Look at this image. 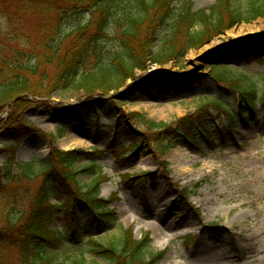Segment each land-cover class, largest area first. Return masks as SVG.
I'll return each mask as SVG.
<instances>
[{
  "label": "rangeland",
  "instance_id": "rangeland-1",
  "mask_svg": "<svg viewBox=\"0 0 264 264\" xmlns=\"http://www.w3.org/2000/svg\"><path fill=\"white\" fill-rule=\"evenodd\" d=\"M216 1L192 0L196 9H208ZM231 2L239 9L248 0ZM13 4L8 15L0 12V40L13 39L5 42L7 52L28 46L32 52L48 24L42 20L48 17L40 11H21V6ZM262 42L264 20L259 18L235 25L177 61L149 66L136 74V80L108 95L96 93L90 100L83 92L56 91L42 83L38 96L22 97L14 116H10L12 104L4 110L0 115L4 120L0 124V167L10 161L8 148L13 142L16 164L47 159L52 147L46 136L63 131L55 148L86 152L89 155L75 166L82 169L94 164L108 179L101 185L100 197L115 212L114 227L107 230L101 224L96 230L100 223L89 222L88 214L78 208L85 228L81 242L74 245L64 236V243L49 251L57 264H71L83 257L88 264H106L90 253L93 242L117 243L126 229L133 230L136 240L149 235L153 251L166 252L160 264H264V55L236 62L247 50L263 49ZM106 44L115 48L112 40ZM215 55L227 64H213L210 58ZM213 70L245 76L246 86L255 85L250 90L255 112L247 113L246 122L233 123L224 108L217 110L215 101L219 100L237 116L241 95L220 87ZM153 72L178 75L182 84L152 86L147 82ZM133 112L171 125V129L186 118L182 125L198 122L204 132L196 133L197 141L170 137L176 147L162 158L150 152L146 141L130 156L129 146L142 137L141 131H124ZM17 115L21 122L16 126L12 122ZM119 148L127 150L126 155H117ZM143 175L147 177L139 178ZM79 180L84 186L91 176L84 174ZM184 190L189 192L186 199L181 197ZM63 200L54 186L51 202L60 209ZM180 210L186 214L181 216ZM212 225L217 228L211 229ZM52 229L66 233L64 209L56 215Z\"/></svg>",
  "mask_w": 264,
  "mask_h": 264
},
{
  "label": "trees",
  "instance_id": "trees-1",
  "mask_svg": "<svg viewBox=\"0 0 264 264\" xmlns=\"http://www.w3.org/2000/svg\"><path fill=\"white\" fill-rule=\"evenodd\" d=\"M231 1L217 0L208 9H196L192 0H0V12L5 15L16 3L21 11H40L48 17L42 20L48 24L32 52L30 46L27 50L7 52L5 44L13 39L0 40V115L12 104L10 116H14L22 97L38 96L42 83H49L56 91L83 92L90 100L96 93L108 95L119 91L127 81L136 80V74L149 66L177 61L189 50L203 47L237 24L264 20V0H248L246 7L239 9ZM49 12H53L51 17ZM108 39L115 42V48L107 46ZM262 48L247 50L236 62L263 57L264 42ZM210 60L217 66L227 64L218 55ZM213 74L220 87L227 86L241 95L238 117L219 100L215 101L217 110L224 108L233 123L246 122L247 113L255 112L254 97L250 94L255 85L246 86L245 76L214 70ZM147 83L175 88L182 81L178 75L162 72L152 74ZM17 117L12 122L16 126L21 122ZM185 119L171 129V125L150 120L146 114L131 113L124 131H141L142 137L129 146V155H136L145 141L150 152L160 158L176 147L170 137L197 141L196 133L203 134V127L198 122L185 127ZM0 124L4 120L0 119ZM63 135L60 131L58 135L46 136L52 149L44 160L16 164L14 142L8 148L10 161L0 167V264H57L49 251H56L64 243V236L74 245L81 242L85 228L80 224L78 208L88 214L89 222L100 223L96 230L101 224L106 229L113 228L117 221L109 202L100 197L101 185L108 179L94 164L82 169L75 166L89 155L86 152L56 149V140ZM126 151L119 148L116 154L126 155ZM84 174H90L91 182L82 186L79 177ZM54 186L64 198L60 209L51 202ZM188 195L187 190L181 193L183 199ZM62 209L67 220L66 233L52 229ZM180 213L184 216L186 211ZM151 244L149 235L136 240L133 230L126 229L117 243L93 242L90 253L106 264H160L166 252L153 251ZM71 264L88 262L83 257Z\"/></svg>",
  "mask_w": 264,
  "mask_h": 264
},
{
  "label": "bare ground",
  "instance_id": "bare-ground-1",
  "mask_svg": "<svg viewBox=\"0 0 264 264\" xmlns=\"http://www.w3.org/2000/svg\"><path fill=\"white\" fill-rule=\"evenodd\" d=\"M238 36H241L240 34L238 35ZM239 38H241V37H239ZM216 44H214L210 49L212 50V49H215L216 48Z\"/></svg>",
  "mask_w": 264,
  "mask_h": 264
},
{
  "label": "water",
  "instance_id": "water-1",
  "mask_svg": "<svg viewBox=\"0 0 264 264\" xmlns=\"http://www.w3.org/2000/svg\"><path fill=\"white\" fill-rule=\"evenodd\" d=\"M202 61H204V60H202Z\"/></svg>",
  "mask_w": 264,
  "mask_h": 264
}]
</instances>
